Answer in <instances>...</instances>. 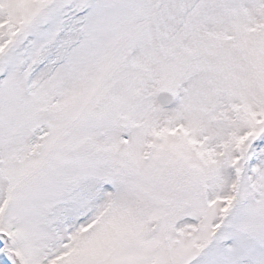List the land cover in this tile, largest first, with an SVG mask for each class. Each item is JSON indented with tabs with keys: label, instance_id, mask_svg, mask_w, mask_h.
Returning <instances> with one entry per match:
<instances>
[{
	"label": "snow or ice",
	"instance_id": "1",
	"mask_svg": "<svg viewBox=\"0 0 264 264\" xmlns=\"http://www.w3.org/2000/svg\"><path fill=\"white\" fill-rule=\"evenodd\" d=\"M0 264H264V0H0Z\"/></svg>",
	"mask_w": 264,
	"mask_h": 264
}]
</instances>
